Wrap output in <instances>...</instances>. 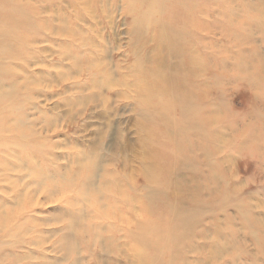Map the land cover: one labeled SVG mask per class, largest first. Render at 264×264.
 Here are the masks:
<instances>
[{
    "label": "rangeland",
    "instance_id": "obj_1",
    "mask_svg": "<svg viewBox=\"0 0 264 264\" xmlns=\"http://www.w3.org/2000/svg\"><path fill=\"white\" fill-rule=\"evenodd\" d=\"M43 1L37 0L39 9L47 8ZM31 2L35 3V0ZM159 2L157 18L185 29L190 35L185 42L204 62L197 73L199 77L192 80V84L197 95L196 115L202 116L198 126L203 127L206 137L204 140L199 135L192 137L197 146L201 143V151L196 149L192 156L197 158L204 147L210 162L220 161L211 172L200 160L196 170L203 168L205 176L211 175L219 185L209 178L195 185L189 180L194 176L186 175L180 179V189L171 182L166 190L173 202L186 207L190 203L187 192L200 189L202 199L208 187L217 188L214 201L220 204L221 199H226L224 195L230 204L251 210L252 223L264 224V6H259L256 0ZM97 3L84 5L76 11L72 8L63 11L77 17L75 28L93 42L94 48L82 46L79 40L80 53L84 56L92 54L114 86L94 87L84 72L61 78L57 71H49L47 61L57 59L58 51L55 47L52 50L45 48L50 47L48 44H42L44 47L35 45L38 52L24 68L20 63L13 67L21 95L24 126L28 131L18 140L38 144L46 151L43 159L47 164L41 168L37 159L32 165L21 164L17 155L15 158L8 156L13 163L6 172L8 181L0 182V204L8 202L15 208L9 183L17 182L18 175L22 177L28 171L34 177L44 175L42 184H29L22 192L36 191L35 196L30 193L29 197L38 198L41 203L30 215L35 223L45 224L42 230L48 240L45 248L51 264L58 261L62 264H136L134 242L128 232L138 220L149 221L146 210L151 212L157 203H161L156 199H152L154 203L146 201L147 196H154L159 185L153 186L146 180L144 166L149 167L147 173H150V164L157 166L158 163L161 170H152V175H157L161 181L173 163L171 149L164 147V134L159 131L165 125L142 101L141 92L145 87L142 70L133 65V57L129 55L135 41L130 19L121 14L120 0H99ZM252 3L260 11L251 12L249 6ZM234 9H237L236 13ZM151 35L152 32H148L142 38L148 41ZM147 46L154 47V43L150 41ZM248 51L253 52L251 57ZM50 53L53 56L49 57ZM164 53L161 51L160 56ZM242 56L248 69L232 59ZM63 64L67 66L68 62L63 61ZM202 82H206L203 91L197 88ZM212 105L221 109L213 123L203 116ZM145 121H149L148 125ZM150 126L157 129V132L153 131V137L147 129ZM225 156L232 157V161L222 165ZM89 158L95 162V176L91 181L94 194L92 196L90 191L91 196H82L80 185L86 175L83 167L89 164ZM27 180L17 182L15 189L21 191V186L30 182ZM65 180L72 184L71 192L65 193L69 200L59 198L60 192L53 196L41 194L43 189L58 183L70 184ZM111 187L122 201L114 204L117 207H112L113 204L106 200L112 196ZM78 192L81 197H77ZM235 210L230 205L226 207V216L232 221L233 243L226 241L229 237L225 230L226 218L218 215L210 221L205 214L202 224L177 241L171 262L264 264V253L251 241L248 229L239 221ZM68 227L72 229L69 236L74 253L66 261L63 258L56 260L57 238L66 235Z\"/></svg>",
    "mask_w": 264,
    "mask_h": 264
},
{
    "label": "bare ground",
    "instance_id": "obj_2",
    "mask_svg": "<svg viewBox=\"0 0 264 264\" xmlns=\"http://www.w3.org/2000/svg\"><path fill=\"white\" fill-rule=\"evenodd\" d=\"M28 1L0 0V182L9 179L6 177V172L10 171L8 168L12 166L13 162L9 160L8 156L15 158L14 155H17V160L21 164L32 165L31 163L35 159L39 160L41 168L47 164L43 159L46 151L41 149L38 144L31 143L32 141L18 140L22 134L28 131L24 126V114L20 106L21 95L16 86L13 67L20 63V67L24 68L32 55L38 52L35 45L44 47L43 45L48 44L50 47L45 48L52 50L55 47L57 49V59L48 60L46 66L49 71H57L56 74L61 78L73 73L79 76L84 72L90 77V83L94 87L107 86L111 88L114 86V82H111L103 72L105 70L101 63L94 60L92 54L84 56L80 53V48L77 46L79 40L83 44L82 46L94 48L93 42L75 28L77 17L63 11L66 8L76 11L84 5H97L99 0L97 2L96 0H45L43 3L47 7L46 9H39V6L36 5L37 0L35 3H30L31 0ZM120 1L122 3L121 14L130 19L134 29V47L129 50V55L133 57V65L142 70L145 81V87L141 92L142 101L147 108H152L150 110L154 111L159 120L164 123L165 126L159 131L161 130V134H164L162 135L163 145L171 149L170 155L173 160L169 169H165L166 174L161 181L157 175H152V170L155 172L159 170L158 163L156 164L158 167L150 164L152 167L150 173H147L149 167L144 166L146 180L153 186L159 185L154 196H147L146 201L154 203L152 199H156L161 203H157V207L154 206L155 209L153 208L151 212L146 210L150 217L149 221L138 220L134 228L128 232L134 242L133 251L136 264H171V256L176 251L177 241L182 236L187 237L190 230L196 225L202 224L206 217L205 214L209 216L206 219L210 221L215 220L218 215L226 218L225 230L229 233L226 241L227 244L233 243L234 239L231 238L233 235L232 221L226 216V207L229 205L236 209L235 214L242 225L248 229L251 241L264 253V224L257 221L252 223L251 210L246 211L242 206L230 204L224 195L225 201L221 199L220 204L216 200L214 201L217 188L208 187L205 195L207 199L204 196L203 200L200 199L202 197L200 189L187 192L190 203L186 207H180L179 202H173L171 199V194L166 190L167 185L173 182V186L180 189V179L186 175L194 176L189 180H192L195 185H200L199 182L205 181V178L220 184L211 175L205 176L203 168L202 171H196L200 160L211 172L214 171L215 166L220 165V161L210 162V157L205 153L203 146L202 154L197 158L193 157L196 149L199 148L201 151V143L197 146L196 140L192 137L199 135L202 140L206 137L203 127L198 126L202 116L196 115L198 112L195 105L197 95L194 92L195 85L192 84V80L199 77L197 73L204 66V62L196 57L191 46L185 42V38L190 36L185 33V29L157 18L159 12L156 6L160 4V0ZM256 2L260 3L259 6H264V0H256ZM249 10L258 12L260 8L252 3ZM236 12L237 9H234V13ZM148 32H152V35L147 41L142 38V35L145 36ZM138 41H142L139 46L136 45ZM150 41L154 43V47L147 46ZM161 51L165 52L163 56H160ZM251 54L253 52L249 54L250 57ZM51 56L53 55L50 53L49 57ZM232 59L248 69L243 56L242 58L232 57ZM63 61L68 62V65L63 64ZM202 83L197 86L201 91L206 87V82ZM206 111V115L203 114V116L207 120H213L212 123L221 113V109L214 105ZM148 123L149 121H145V124L148 125ZM147 129L151 137H153V131L157 132V129H153L151 126ZM218 135L220 136V133ZM19 155L21 156L19 157ZM90 160L89 164L83 167L86 170V175L83 177L84 182L80 185L82 196H93L94 194L91 181L95 176V162L93 159ZM231 161L232 157L225 156L222 159V165ZM27 178L30 182L22 185L21 191L16 190L17 182ZM112 178L114 177L112 176ZM16 180L17 182L9 183L12 187L9 191L10 198L15 208H12L8 202L0 204V264L3 261H6L5 264H51L45 248L48 240L44 237L42 230L45 224L35 223L30 215L41 206V203L38 198L32 197L35 196L36 191H30L31 197H29V191L22 192V189L29 187V184H42L45 177L43 174L34 177L28 171V174L22 177L18 175ZM65 182L70 183L68 180ZM70 184L58 183L43 189L41 194L53 196L60 192L59 198L69 200L66 197L69 195H65V193L71 192L72 184ZM179 189H177L178 193ZM109 190H112V196L107 197L106 200L113 204L112 207H117L114 204L122 203L118 198L119 194L112 187ZM90 191L91 195H89ZM81 195L78 192L77 197H81ZM123 201L128 203L125 197H123ZM65 231L66 235L57 238L58 251L54 253L56 260L63 258L66 261L74 253L73 243L69 236L72 229L68 227ZM172 243L175 246H172ZM91 245L93 244L91 243ZM55 264L62 263L58 261Z\"/></svg>",
    "mask_w": 264,
    "mask_h": 264
}]
</instances>
